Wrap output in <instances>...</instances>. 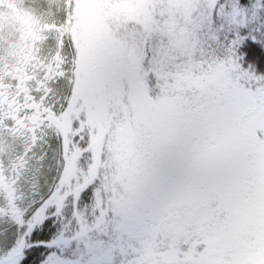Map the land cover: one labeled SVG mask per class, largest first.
Returning a JSON list of instances; mask_svg holds the SVG:
<instances>
[{
	"label": "trees",
	"instance_id": "1",
	"mask_svg": "<svg viewBox=\"0 0 264 264\" xmlns=\"http://www.w3.org/2000/svg\"><path fill=\"white\" fill-rule=\"evenodd\" d=\"M73 1L77 24L82 25L77 27L79 42L85 41L82 35L86 31L93 38V46L85 45L92 49L93 68L103 70L104 54L115 46L124 53V65L118 78H109L113 83L107 98L105 94L100 98L106 99L101 118L89 110L90 101L80 100L84 89L76 97L77 89L88 87L89 80L82 84L75 77V105L73 102L65 113L61 146L63 157H71L75 170L70 178L55 183L33 209L13 264L197 263L204 253L218 255L221 249L229 263L264 264V236L258 229L263 219L255 213L254 224L246 227L251 203L239 189L216 191L212 202L200 207L191 223L178 230L177 203L154 186L153 200L144 208L145 213L151 210L159 218L152 222L144 215L142 222H128L126 228L120 225L122 229L116 231L115 211L124 206L115 200L113 190L97 195L94 188L104 169L107 140L124 129L133 128L138 136L127 148L117 150V161L138 163L156 155L164 160L184 158V134L180 130L148 131L137 95L138 85L163 82L171 46L166 33L173 26L189 27L190 18L205 16L210 22L200 32L214 36L218 73L230 74L231 82L240 87L264 86V0H200L193 11L188 9L191 0ZM224 101L217 102L210 114L200 116V123H211L213 131L207 134L203 128L197 129L199 137L209 135L208 145L214 151H218L222 135L227 141L230 131L226 119L231 111H224L228 106ZM201 109L196 108L197 116ZM214 117L217 120L212 122ZM239 142L241 148L256 147L255 138L248 133ZM234 182L238 185V179Z\"/></svg>",
	"mask_w": 264,
	"mask_h": 264
},
{
	"label": "rangeland",
	"instance_id": "2",
	"mask_svg": "<svg viewBox=\"0 0 264 264\" xmlns=\"http://www.w3.org/2000/svg\"><path fill=\"white\" fill-rule=\"evenodd\" d=\"M189 2L191 6L188 9L193 11V7H198L201 1ZM29 9L31 16L38 18L44 15L50 22L56 17L65 21L64 16H75L74 6L71 11L61 0H29ZM209 22L205 16L197 15L189 19V27L173 26L166 33L171 46L167 53V63L164 62L167 68L163 82H155L149 86L138 85L139 107L148 131L180 130L186 139L184 158L181 161L164 160L163 156L156 155L150 160L138 163L117 161V150L127 148L138 136L133 128L114 134L106 142L107 157L104 169L94 188H97V195L113 190L116 194L115 200L124 206L122 210L115 211L116 231L122 229L120 225L126 228L128 222H142L144 215L147 220H153L152 222L159 218L158 214H153L151 210L148 214L145 213L144 208L146 203L153 200L154 186L177 203L178 230L185 229V226L191 223L192 215L200 207L212 202L216 191L229 188L239 189L249 197L251 217L246 227L254 224L253 215L259 213L263 220L258 224V229L264 236V86L253 89L240 87L231 82L233 80H230V74H224L223 71L218 73V51L213 47L214 36L200 32ZM78 26L82 25L76 23V29ZM7 32L8 26L0 21L1 44ZM87 35H90L87 31L82 35V40L86 43H80L75 31L77 43L73 41L72 46L68 45L66 54H42L39 64L46 70V76L57 74L58 70L62 69L69 73L70 77L64 79L56 89L59 101L67 109L70 105H75L76 89L73 90L74 83L70 81L74 76L72 71L75 72V77L79 76L82 84L84 80H89L88 87L77 89L76 97L85 93L80 100L88 103L90 101L92 105L88 104L89 110L94 114L98 112L97 116L100 117L106 101H101L100 98L104 94L107 98L113 82L100 66L93 68L92 49H85V45L93 46V38ZM72 38L68 37L67 44L71 43ZM123 54L119 50L120 70L124 65ZM106 55L107 53L104 54L103 60ZM158 63L161 65L160 60ZM160 73L162 74V71ZM120 87L122 89L124 83ZM81 89H84V93ZM222 99L228 101L224 111H231L228 115L230 118L226 119L230 131L227 141L225 135L220 136L221 145L218 151H214L208 145L209 135L201 138L197 129L203 128L201 131L205 130L207 134L213 131L211 123H200V116L210 114L220 100L226 102ZM217 105L219 107V104ZM198 107L202 109L197 116L198 112L196 114L195 110ZM216 120L214 117L212 122ZM61 122L62 128L55 125V129L50 131L47 138L41 139L37 147H34V141L30 140L33 137L30 138L29 135H10L2 142L5 161L12 162L18 158L30 160L29 175L35 179H29L28 173L24 179H20L19 190L23 203L19 215H12L7 211L6 204L0 205L7 211L3 213L0 208V264L15 262L22 231L28 225L33 209L45 200L55 183L73 175L75 165L71 157L64 158L61 153L64 120ZM243 133L250 134L251 139L255 138L256 147L239 146ZM260 139L262 140L259 141ZM31 147L34 148L33 151L30 150ZM21 167H24V163H21ZM233 168L235 169L231 172ZM235 179H238V185L234 182ZM228 263L225 260V252L221 249L218 255L204 253L197 263L148 261L144 264Z\"/></svg>",
	"mask_w": 264,
	"mask_h": 264
},
{
	"label": "flooded vegetation",
	"instance_id": "3",
	"mask_svg": "<svg viewBox=\"0 0 264 264\" xmlns=\"http://www.w3.org/2000/svg\"><path fill=\"white\" fill-rule=\"evenodd\" d=\"M61 1L72 11L73 0ZM32 17L29 0H0V21L8 26L7 36L0 43V205L6 204L12 215L21 212L20 179L27 173L29 179L35 178L29 175L30 160L5 161L2 142L10 135L22 134L33 137L30 140L37 147L55 125L62 128L61 120H64L67 108L59 101L56 89L70 75L62 69L46 76V70L39 64L40 55L52 52L64 55L68 45L73 41L77 43L74 37L78 23L76 16H64L65 21L56 17L52 22L44 15ZM68 37L72 38L70 44H67ZM72 72L74 76L70 81L74 83L75 72ZM7 211L3 210V213Z\"/></svg>",
	"mask_w": 264,
	"mask_h": 264
},
{
	"label": "water",
	"instance_id": "4",
	"mask_svg": "<svg viewBox=\"0 0 264 264\" xmlns=\"http://www.w3.org/2000/svg\"><path fill=\"white\" fill-rule=\"evenodd\" d=\"M118 46L113 47L107 52V55L103 61V67L106 74L111 78H117L120 73V66L118 63Z\"/></svg>",
	"mask_w": 264,
	"mask_h": 264
},
{
	"label": "snow or ice",
	"instance_id": "5",
	"mask_svg": "<svg viewBox=\"0 0 264 264\" xmlns=\"http://www.w3.org/2000/svg\"><path fill=\"white\" fill-rule=\"evenodd\" d=\"M10 264H11V262H10Z\"/></svg>",
	"mask_w": 264,
	"mask_h": 264
}]
</instances>
